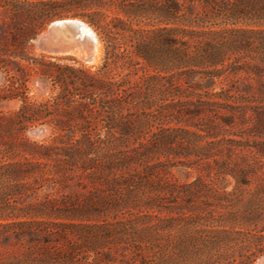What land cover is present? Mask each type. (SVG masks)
I'll return each instance as SVG.
<instances>
[{"label": "trees", "instance_id": "16d2710c", "mask_svg": "<svg viewBox=\"0 0 264 264\" xmlns=\"http://www.w3.org/2000/svg\"><path fill=\"white\" fill-rule=\"evenodd\" d=\"M58 3L0 0V254L26 248L0 264H76L90 229L98 263L188 264L202 222L229 226L207 239L218 249L204 264H253L264 253V0H96L117 12L91 15L105 43L96 71L33 54L36 34L72 10ZM31 75L53 94L30 100ZM10 100L19 108L4 111ZM36 125L50 141L26 137ZM173 168L219 185L180 183ZM244 238L255 250L237 257Z\"/></svg>", "mask_w": 264, "mask_h": 264}, {"label": "rangeland", "instance_id": "374dc122", "mask_svg": "<svg viewBox=\"0 0 264 264\" xmlns=\"http://www.w3.org/2000/svg\"><path fill=\"white\" fill-rule=\"evenodd\" d=\"M65 1L66 2H72V5H70L68 7V8H72V10L70 12H68V15H63L60 17L52 18L50 21H48V23L45 24V26L40 31L42 32L47 27V25L55 19L74 18V17L80 18L92 27V29L95 31V33L97 34V36L101 42L102 55H101L100 61L96 64H88L86 62H82V61L80 62L78 59H76L74 56H71V55H49L48 53H45L43 51L36 49L33 45L32 40H31L30 46L32 48L33 54H35V56H39L41 54H44L48 57H55V58H57L58 62L61 65L67 64V65H71V66H75V67H83L86 69L88 68L91 71H96L97 69H99L101 67V65L103 64L104 59H105V43L100 37V34H99L100 30L96 27V25H94L90 22L91 15L93 14V12L95 10H101L102 12H105L108 15L105 19H109L111 16L115 15L117 12L107 10L106 8H103V7H99L95 3L96 0H59V3L55 7L58 8L59 10H64L63 8H66L65 7ZM75 12L85 13L86 15L73 16L72 14ZM95 18L100 19L101 22L104 21V17H102L100 15H96ZM119 71H120V69L114 70L113 74L115 76H118ZM148 73L153 74L154 71L150 69L148 71ZM141 74H143V72L140 70L139 73L136 76H132V78L135 79ZM254 82H255V80H254ZM1 83H2V75L0 73V86H1ZM28 88H29L28 96H29L30 100H32V101H35V100L41 101L43 99L50 97L53 94V92L51 90L50 83L46 79L41 78L37 75H31L30 76V79L28 81ZM216 88L218 89L219 87L217 86ZM20 104H21V102L18 100H10V101H8L2 105L3 106L2 109L4 111H15L19 108ZM40 126H42V125H36V126L30 127L25 132L26 137H28L32 141H37L39 143H42L45 141H50L51 140V131L47 126H46L47 131L42 135H38V134H35L33 132V130L39 128ZM170 176H172L173 179H177L180 183H187V184L195 183L197 181V178L201 176L207 182L212 183V180H213V183L210 186L217 188V186L219 185V184H217L218 180H216L214 174H212V176H207L205 172H200V171L195 170V169L186 170V169H182V168H173ZM212 177H214V178H212ZM228 181H229V184L227 185L226 190L230 191V190H232V188L234 186L233 178L229 176ZM193 188L197 189V185H191V189H193ZM200 190H201V193H199V197H196L195 201H194V204L196 207L204 206V202H205V200H207L206 199L207 197H205V193L207 192V188L202 187V188H200ZM97 221L98 220H96L95 218L90 220V222H97ZM262 225L263 224H261L260 227ZM228 227L229 226H227V227L219 226V225H216L215 223H211V222L210 223L209 222H202L197 227L196 226H190V230L188 232V240H187V244H188L187 262H188V264H204L203 261L205 259H207L209 249L212 246H214L211 243H208L207 239H210L209 236H213L214 234H216L215 233L216 230H221L222 228H228ZM240 228L241 227H239V226L236 227V229H240ZM196 230H198L197 233H196ZM250 237H252V236H248V238H250ZM99 238H100L99 235H97L96 233L93 232L92 229H90V238H86L85 240L82 239V244L80 245V251L77 252L78 253L77 257L79 260L77 261L76 264H101V263H98V261H97L98 256H99L97 254V251H100L102 249L101 242H100ZM204 238H205V241H204ZM232 244H234V243H232ZM255 246H256V242L251 243V247H250V242L246 238H244V242L239 243L236 246V248H235L236 253L235 254L237 257H239L240 252L247 253V250L249 248H252L253 250H255ZM243 247H244V249H243ZM217 249L218 248L214 246L212 252L213 253L216 252ZM25 251H26V248L22 247V246H14V247L4 249L3 252L0 254V260L4 261V260H12L13 259L15 261L17 259V257L19 255H21L22 253H24ZM221 251L225 252L226 248L221 249ZM117 256H119V254H117ZM128 257H129L128 259H130L131 254H129ZM252 257H254V256H252ZM263 258H264V253L258 254L256 256V259L253 262V264H264ZM117 262H119V261L117 260L112 264H116ZM218 262L225 263L226 261L220 260ZM102 264H105V263H102ZM121 264H124V263H121Z\"/></svg>", "mask_w": 264, "mask_h": 264}, {"label": "bare ground", "instance_id": "6f19581e", "mask_svg": "<svg viewBox=\"0 0 264 264\" xmlns=\"http://www.w3.org/2000/svg\"><path fill=\"white\" fill-rule=\"evenodd\" d=\"M84 23V26L74 27L69 34L62 33L56 38L54 33L50 35L54 38V41L62 42L64 49L80 62L96 64L101 59L102 45L92 27L85 21Z\"/></svg>", "mask_w": 264, "mask_h": 264}, {"label": "water", "instance_id": "95a60500", "mask_svg": "<svg viewBox=\"0 0 264 264\" xmlns=\"http://www.w3.org/2000/svg\"><path fill=\"white\" fill-rule=\"evenodd\" d=\"M84 25V21L76 17L55 19L51 21L42 32L40 31L38 34H36V36L32 39L33 45L36 49L48 53L49 55H70L64 49V44L60 41H54V38L50 34L54 33L56 38L62 33L69 34L74 27H81ZM46 131L47 128L44 125L33 130V132L38 135H42Z\"/></svg>", "mask_w": 264, "mask_h": 264}]
</instances>
